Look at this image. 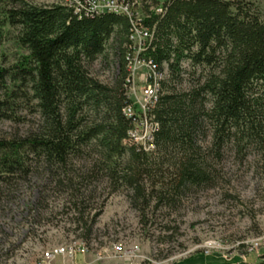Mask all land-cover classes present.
Wrapping results in <instances>:
<instances>
[{
	"label": "trees",
	"instance_id": "16d2710c",
	"mask_svg": "<svg viewBox=\"0 0 264 264\" xmlns=\"http://www.w3.org/2000/svg\"><path fill=\"white\" fill-rule=\"evenodd\" d=\"M0 3V28L9 24L18 29L17 40L29 51L11 67H0V89H6L7 76L20 81V87L31 84L42 116L32 135L0 140V181L29 173L30 154L66 164L81 146L97 142L108 160L129 151L130 161L124 166L121 161L115 172L132 186L136 199L149 206L157 196L172 204L189 186L214 180L197 142L207 122L215 156L221 157L229 144L264 152V17L254 3L132 0L134 18L114 12L80 16L63 4ZM139 7L143 17H137ZM135 27L151 33L139 58L164 75L152 109L159 123L152 151L126 143L134 126L124 110L132 103L126 85ZM111 40L123 68L115 86L97 80L88 69ZM185 74L191 78L188 88L180 87ZM6 94L0 96V120L13 116L15 89L7 87ZM256 264H264V253Z\"/></svg>",
	"mask_w": 264,
	"mask_h": 264
},
{
	"label": "rangeland",
	"instance_id": "374dc122",
	"mask_svg": "<svg viewBox=\"0 0 264 264\" xmlns=\"http://www.w3.org/2000/svg\"><path fill=\"white\" fill-rule=\"evenodd\" d=\"M20 1L38 6L62 4V0ZM247 1L264 17V0ZM3 7L0 3V19ZM143 16L139 7L137 17ZM17 34L18 29L9 24L0 28V67L9 68L29 53ZM132 39L126 95L135 107H143V87L149 73H154L138 60L143 41L136 35ZM184 66L190 69L188 61ZM88 69L106 85L120 81L122 61L113 40ZM184 76L180 87L188 88L191 78ZM20 83L7 76L6 89H0L2 99L7 98V87L15 89L10 97L13 116L0 120V140L28 137L42 122L31 84L20 87ZM197 142L214 180L189 186L172 204L155 196L149 206L136 199L132 186L116 175L121 161L123 166L130 161L129 151L108 160L105 147L93 142L81 146L66 164L30 154L26 162L29 173L0 181V264H47L60 256L75 260L79 253L90 254L94 260L78 264H223L241 260L256 264L264 253V152L229 144L221 157L215 156L209 122ZM147 181L149 187L152 179ZM61 246L67 250L64 254L45 259V252Z\"/></svg>",
	"mask_w": 264,
	"mask_h": 264
},
{
	"label": "built area",
	"instance_id": "2783aa9c",
	"mask_svg": "<svg viewBox=\"0 0 264 264\" xmlns=\"http://www.w3.org/2000/svg\"><path fill=\"white\" fill-rule=\"evenodd\" d=\"M131 1L132 0H62V4L69 8H73L80 16H94L103 12H114L134 18V10ZM135 35L140 37L143 41L140 44L141 51L143 49V44L151 38V33L146 28L135 27L133 36ZM138 60L140 63H147L154 74L149 73L150 75L147 76L143 87L146 104H144L143 107H135V105L131 103L124 110L127 117L134 118V126L129 130L126 143L141 145L147 151H152L156 149L155 133L159 129V123L155 121L152 115V109L155 107L159 98L161 80L164 78V75L156 69L152 62H147L139 57ZM117 250H121V247L118 246ZM66 251V248L63 246L55 247L45 252V259H53L58 255L64 254Z\"/></svg>",
	"mask_w": 264,
	"mask_h": 264
},
{
	"label": "crops",
	"instance_id": "0c3cea01",
	"mask_svg": "<svg viewBox=\"0 0 264 264\" xmlns=\"http://www.w3.org/2000/svg\"><path fill=\"white\" fill-rule=\"evenodd\" d=\"M80 257L82 258L81 261H79ZM93 260H94V257L92 255L89 254V255L83 256L82 254L79 253L77 255V257L75 258V260L72 259V258H69L67 256H60V257L56 258L54 261L48 262L47 264H78V263H80L82 261L91 262ZM109 264H113V263L111 262Z\"/></svg>",
	"mask_w": 264,
	"mask_h": 264
}]
</instances>
